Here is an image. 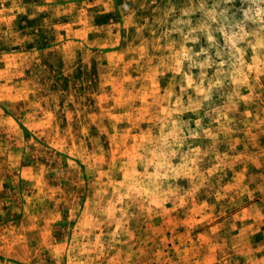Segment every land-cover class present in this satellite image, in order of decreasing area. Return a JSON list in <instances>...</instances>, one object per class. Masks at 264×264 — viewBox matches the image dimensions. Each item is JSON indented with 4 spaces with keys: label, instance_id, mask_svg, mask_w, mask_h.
Instances as JSON below:
<instances>
[{
    "label": "rangeland",
    "instance_id": "obj_1",
    "mask_svg": "<svg viewBox=\"0 0 264 264\" xmlns=\"http://www.w3.org/2000/svg\"><path fill=\"white\" fill-rule=\"evenodd\" d=\"M0 264H264V0H0Z\"/></svg>",
    "mask_w": 264,
    "mask_h": 264
}]
</instances>
